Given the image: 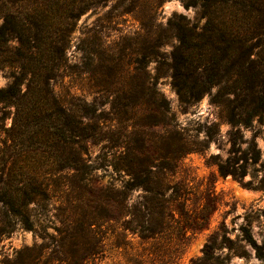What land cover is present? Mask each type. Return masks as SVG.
<instances>
[{
    "label": "trees",
    "instance_id": "obj_1",
    "mask_svg": "<svg viewBox=\"0 0 264 264\" xmlns=\"http://www.w3.org/2000/svg\"><path fill=\"white\" fill-rule=\"evenodd\" d=\"M110 1L0 0V69L13 70L11 84L0 90V102L12 109L8 131L14 156L10 161L0 150V240L19 227L36 232L42 212L58 195L65 194L69 204L65 212L70 211L62 219L65 236L55 254L30 249L33 253L16 264H96L104 254L108 233H117L120 247L119 238L125 239L128 232L138 234L142 241L163 239L178 223L172 208L175 197L167 194L169 172L174 171L177 159L191 152L187 143L176 144L172 138L166 153L158 155L152 144L123 147L110 133L113 116L121 106L133 110L148 104L159 109L158 78H147L142 68L137 75L116 81L114 87L123 96L115 95L109 112L100 113L96 101L61 100L52 88L67 65L66 51L79 19ZM132 2L135 11L140 0ZM182 2L195 8L204 23L183 17L186 21L174 27L177 44L170 69L181 102H197L219 87L221 97L234 96L231 101L225 99L227 107L234 103L244 113L238 114L239 119L233 117V122L262 118L264 0ZM149 93L150 102L145 100ZM101 142H105L112 167L129 176L120 188L100 187L91 179L96 169L91 149ZM164 157L169 159L166 167L161 162ZM140 187L145 190L142 206L132 201L133 191ZM245 232L263 258L249 230ZM154 254L153 262L169 263L167 252L156 250Z\"/></svg>",
    "mask_w": 264,
    "mask_h": 264
},
{
    "label": "rangeland",
    "instance_id": "obj_2",
    "mask_svg": "<svg viewBox=\"0 0 264 264\" xmlns=\"http://www.w3.org/2000/svg\"><path fill=\"white\" fill-rule=\"evenodd\" d=\"M132 1L112 0L79 19L66 51L67 65L52 88L61 100L79 104L96 101L101 105L97 113L109 112L112 98L123 96L114 83L143 68L144 76L158 78L159 109L148 104L133 110L121 106L113 116L110 133L123 147L146 142L163 155L175 138L176 144L187 143L191 152L177 159L174 171L169 172L167 194L175 197L172 208L178 223L163 239L142 241L138 234L128 232L125 239L119 238L120 247L117 233L110 232L96 264H157V260L153 262L156 250L167 252L168 264H264V256H258L245 232L249 230L264 255V115L249 123L233 122V117L239 119L238 114L244 113L234 103L227 107L225 99L231 101L234 96L221 97L219 87L197 102L182 103L170 69L177 44L174 27L186 21L183 17L200 25L204 19L182 0H140L135 11ZM12 71L0 69V90L11 84ZM146 99L150 102L152 94ZM11 112L0 102V150L13 161L8 131ZM104 145L101 142L91 149L96 167L91 179L100 187L120 188L129 176L112 167ZM168 161L165 157L161 160L165 167ZM144 195L145 190L137 188L132 201L142 206ZM65 200L61 194L48 204L36 232L19 227L2 238L0 264H16L33 253L30 249H43L47 256L55 254L65 236L62 219L70 215L69 209L65 212L69 206ZM102 230L105 232L106 226Z\"/></svg>",
    "mask_w": 264,
    "mask_h": 264
}]
</instances>
